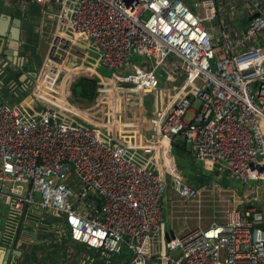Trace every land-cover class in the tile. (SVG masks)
Wrapping results in <instances>:
<instances>
[{"label":"built area","instance_id":"1","mask_svg":"<svg viewBox=\"0 0 264 264\" xmlns=\"http://www.w3.org/2000/svg\"><path fill=\"white\" fill-rule=\"evenodd\" d=\"M30 1L86 41L110 72L115 85L99 77L97 100L117 116L122 95L138 94L135 102L149 103L151 129L130 141L121 118L80 119L57 84L78 64L60 59L52 42L25 97L0 99V194L10 213L52 212L73 242L105 255L127 249L126 264L264 263L263 189L250 184L264 182V0ZM163 65L172 94L156 74ZM26 97L38 103L29 107ZM179 139L197 163L247 189L224 194L226 186L215 184L221 221L167 237L169 180L181 197L173 219L198 222L204 206L203 189L174 169Z\"/></svg>","mask_w":264,"mask_h":264},{"label":"crops","instance_id":"2","mask_svg":"<svg viewBox=\"0 0 264 264\" xmlns=\"http://www.w3.org/2000/svg\"><path fill=\"white\" fill-rule=\"evenodd\" d=\"M32 17L36 18L34 22L35 31L33 33L36 35L35 37H37V42H34L35 46L33 49L35 50L34 53L36 58L40 61V65L35 66V62L33 61L29 63V66L32 68L22 70L24 63L26 62V55L24 53L26 48L24 46L27 40V33L29 32L26 24L27 20ZM52 42L56 43L55 49L57 51L62 50L59 58H66L69 66L86 62V66L91 72L93 69L92 67H94L93 74L91 76H87L93 77L96 80V94L93 98L96 100L98 99L96 89L99 77L106 80V84L108 86L115 85L112 79H110V72L98 64L96 54L93 50L88 48L87 42L73 39L68 27H57L55 19L51 15L45 13L40 7L32 3L30 0H26L24 6L20 5L19 0H0L1 100L14 102L25 97L27 92L24 91V94H22L20 90H27L31 79L39 70L41 61L44 59L46 52L51 47ZM67 49L69 50L68 55L65 54V50ZM20 57L24 58L23 64H21L22 60ZM99 69L102 71L105 70L106 73L99 72ZM95 70L98 72L97 74L99 76L96 74ZM10 72L11 74L12 72L19 73L17 74V80L20 84L15 83L17 80L10 81L8 79ZM9 83L10 92L6 89V84ZM15 92L21 93V95L19 96ZM24 100L29 107L38 103L37 100H34L31 97H26ZM72 101L71 104L76 106L75 101ZM149 108L148 102L144 101L142 103H137L128 93L123 94L120 98L118 116L122 120H125L128 135L127 138L130 141H141L140 135L143 132H147L141 125V122L146 123V125L150 123H147L146 120H141L142 118L145 119V116L149 118ZM78 110L80 111V109ZM79 114L81 115V113ZM189 115H191V113H189ZM130 123L135 126H140L139 131L131 129ZM181 144H185L189 149V145L187 143ZM171 150L173 153V145ZM174 169L179 172L182 179L186 183H188V176L191 177L192 175L189 173H193V176L196 178L199 175L198 170H193L191 166L179 167L178 165H174ZM217 173L216 169H210V174L211 176L214 175L215 179L211 177L210 182L201 187L203 189L202 200L204 206L201 211L202 216L198 222L194 217L188 218L184 223L182 219L172 218L171 211L175 205L180 202L181 197L176 190V186L168 179L169 181L167 183L166 191L168 188H171L170 193H168L170 195V198L168 199L169 219L174 225V228L169 231L170 236L175 233L183 232L185 230L184 225H187L188 227H193L196 224L206 226L213 219L221 221V203L219 202L215 204L212 200L214 196L211 194V191L214 185L217 184L222 187L226 186L227 191H225L224 194H228L229 189L235 190V194H238V190L226 185L225 178L228 177L226 171H224L220 176H218ZM205 187H209L210 190L207 196L203 194V192H205ZM191 205H195L194 202ZM45 212L47 211L26 208L21 213L12 215L10 213L9 199L5 195L0 194V264H97L103 260L101 256H98L96 250L90 249L81 243L73 242L65 233L64 228L61 227L60 219L59 221H55L53 223L43 220V217H45L46 214ZM102 255L105 256V254ZM107 263L108 260H105L104 264Z\"/></svg>","mask_w":264,"mask_h":264},{"label":"rangeland","instance_id":"3","mask_svg":"<svg viewBox=\"0 0 264 264\" xmlns=\"http://www.w3.org/2000/svg\"><path fill=\"white\" fill-rule=\"evenodd\" d=\"M35 20H36L35 17H32V18L27 20L26 25H27L28 30H29V32H28V38L29 39H33L36 36L33 33L35 31V29H34ZM34 40L37 42V37H35ZM57 52L61 54L62 50H58ZM170 59H171V57H168L167 62ZM43 60L41 61V64H42ZM64 60H66V59H64ZM165 67H166L165 65L159 67L158 70L156 71V74L159 76L160 81H161V90L163 92H165L166 94H172L174 82L172 79L168 78V75L165 71ZM99 72H101V69H99ZM86 76H87L86 62H81L78 64V67L76 69H74V70L68 69L66 72L60 73L57 76L58 83L57 82L56 83L60 87V90H64L66 95H70L71 101L72 100L75 101L77 109H80V113L83 116V117H79V118L82 119L83 121H85L86 123H90V124L94 123V124L100 125L99 122H103L104 118H107V120L108 119L119 120L120 117L118 115L117 116L114 115L111 108H105L104 101H99V100H96L95 98L87 97L86 92L81 88L82 86L79 85L77 82V80L80 77H86ZM89 79H95V78L90 77ZM198 104L199 103L196 101L193 104V107H197ZM175 166H177L176 160H175ZM190 166H192V165H190ZM199 167H200V169L203 170V173L207 176V180H209V182H210L211 177L214 178V175L211 176V174H210V168L202 166L201 163L199 164ZM189 174L190 175L192 174V176H193V173H189ZM194 175H196V174H194ZM225 179H226L225 181H226V184L228 187H231V188L238 190V195L242 194V190L247 189L239 181H236V180L231 179L229 177H226ZM250 184L251 185L256 184L259 189H263V193L260 195L259 202H261L262 205H264V182L259 181L256 183L254 181H251ZM204 189H205L204 190L205 192H203V194L205 196H207L210 192L209 187H207V188L205 187ZM170 190H171V188H168L167 191L165 190V192H164V197L166 199H165V204H164L165 206L163 207V212H164V216H165V232H166L167 237L169 236V233H170L169 231L172 228H174V225L171 223V221L169 219V210H168V205H169L168 199L170 198V195L168 193H170ZM243 206H245V205H238V207H243ZM155 239H156V237H155ZM156 251H157V249L155 250V252ZM261 264H264V263H261Z\"/></svg>","mask_w":264,"mask_h":264},{"label":"trees","instance_id":"4","mask_svg":"<svg viewBox=\"0 0 264 264\" xmlns=\"http://www.w3.org/2000/svg\"><path fill=\"white\" fill-rule=\"evenodd\" d=\"M35 40L34 39H29L28 38V33H27V40L25 42V48L26 50L24 51L25 55H26V62L24 63V66L22 67V70H25L27 68H32L31 66H29L30 62H35V66H39L40 65V61L39 59L36 58L35 53H34V49L33 47ZM34 70V69H32ZM105 72L101 70V73ZM19 74L18 72H10V76H9V80L11 81H15L17 80V77ZM90 77H80L77 82L79 85H81L82 89L86 92L87 97L93 98L95 96V85H96V80L95 79H89ZM181 80H179L178 82H180ZM18 83V80L15 82ZM20 84V82L18 83ZM9 84H6V89L8 92H10V88H9ZM22 94H24V91L27 90H20ZM16 93V92H15ZM21 93H16L17 95H21ZM134 99H136L137 101L140 100V96L138 94L134 95ZM173 159L176 160V164L179 167H186V166H190L193 168V170H198L199 175L197 176V178L195 176L189 177L188 176V183H190L189 185L194 186V187H202L208 184L209 180L205 179L207 178V176L203 173V170L200 169L199 164L197 162H195L190 150L186 147L185 144H181L180 142H176L173 144ZM195 168V169H194ZM202 168V167H201ZM209 178V177H208ZM227 185V184H226ZM45 217H43V220H46V222H57L59 221L60 218H57V215H55L52 212H45ZM56 216V217H55ZM264 227V224H263ZM98 253V256H101L103 258V260H101L100 262H98L97 264H104L105 260H108L107 264H126L129 259H130V252L125 249L123 252L119 253V254H115V255H102L101 252L96 251Z\"/></svg>","mask_w":264,"mask_h":264},{"label":"water","instance_id":"5","mask_svg":"<svg viewBox=\"0 0 264 264\" xmlns=\"http://www.w3.org/2000/svg\"><path fill=\"white\" fill-rule=\"evenodd\" d=\"M77 39H80V36H75ZM20 59L22 60L21 64H23V61H24V58L23 57H20ZM145 99V98H144ZM145 120L147 121V123H149L148 119L145 118ZM151 129V126L150 124H147L145 127H144V130L145 131H149ZM177 142H180V143H185V141L183 139H179Z\"/></svg>","mask_w":264,"mask_h":264}]
</instances>
